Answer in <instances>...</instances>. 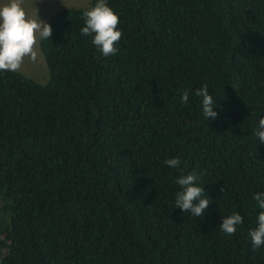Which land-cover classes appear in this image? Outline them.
<instances>
[{"label": "trees", "instance_id": "16d2710c", "mask_svg": "<svg viewBox=\"0 0 264 264\" xmlns=\"http://www.w3.org/2000/svg\"><path fill=\"white\" fill-rule=\"evenodd\" d=\"M108 4L117 54L81 35L87 7H65L39 40L48 80L0 72V264H264L247 236L264 190V0ZM201 85L216 101L206 122ZM193 169L200 218L173 208ZM233 211L243 222L225 234Z\"/></svg>", "mask_w": 264, "mask_h": 264}, {"label": "clouds", "instance_id": "9594fccd", "mask_svg": "<svg viewBox=\"0 0 264 264\" xmlns=\"http://www.w3.org/2000/svg\"><path fill=\"white\" fill-rule=\"evenodd\" d=\"M83 24L79 31L81 35L90 37L91 44L102 56L108 57L119 52L117 42L122 36V30L117 27L119 18L108 0H93L91 6L83 11ZM51 26L42 20L37 9L31 14L26 13L22 0H0V72L16 71L25 57L34 58L35 45L38 40H48ZM191 94L198 98L201 117L206 121L217 116L216 101L213 100L206 85L193 89ZM180 102L189 100V90L180 94ZM252 134L259 144H264V115L258 117ZM170 168H179V157H170L164 161ZM200 177L196 170L182 173L176 178L179 189L174 193L173 208L187 212L193 217H202L210 203L205 196V189L199 183ZM255 201V226L248 229V239L252 247L264 245V190L252 193ZM243 222V217L237 211L221 217L220 230L232 234Z\"/></svg>", "mask_w": 264, "mask_h": 264}, {"label": "rangeland", "instance_id": "374dc122", "mask_svg": "<svg viewBox=\"0 0 264 264\" xmlns=\"http://www.w3.org/2000/svg\"><path fill=\"white\" fill-rule=\"evenodd\" d=\"M89 4L90 0H22V6L26 13L31 14L37 9L39 17L44 21L59 9L65 7L84 8ZM35 50V57H25L17 70L39 83H45L48 80V69L39 48V40L35 45Z\"/></svg>", "mask_w": 264, "mask_h": 264}]
</instances>
